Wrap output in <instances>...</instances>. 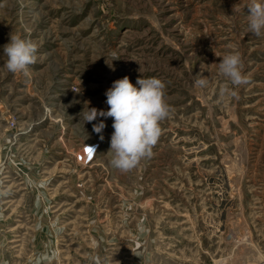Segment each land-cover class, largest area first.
I'll return each instance as SVG.
<instances>
[{
    "label": "rangeland",
    "instance_id": "obj_1",
    "mask_svg": "<svg viewBox=\"0 0 264 264\" xmlns=\"http://www.w3.org/2000/svg\"><path fill=\"white\" fill-rule=\"evenodd\" d=\"M251 2L0 0V264H264V32L249 30ZM10 35L37 47L27 74L6 68ZM232 52L246 85L219 71ZM125 76L161 79L171 110L151 157L122 172L113 119L101 141L82 112L106 111Z\"/></svg>",
    "mask_w": 264,
    "mask_h": 264
},
{
    "label": "clouds",
    "instance_id": "obj_2",
    "mask_svg": "<svg viewBox=\"0 0 264 264\" xmlns=\"http://www.w3.org/2000/svg\"><path fill=\"white\" fill-rule=\"evenodd\" d=\"M248 9L249 30L253 35L260 36L264 32V5L252 0ZM3 52L7 57L6 68L12 73L27 74L29 66L37 59L36 45L20 35H10V41L4 45ZM219 71L233 85L249 83L242 73V58L238 52L223 56ZM193 83L196 87L203 88L207 79L199 74ZM136 84L138 87L133 85L128 76L114 81L105 92V102L108 105L106 111L87 106V110L82 112L84 123L98 120L92 127L101 141L106 127L104 120L113 119L114 132L108 153L112 154L111 165L122 172L132 170L142 159L151 157L152 148L162 134L161 122L169 116L171 110L164 99L165 84L161 79L142 77L137 79ZM91 148L96 152L95 146Z\"/></svg>",
    "mask_w": 264,
    "mask_h": 264
}]
</instances>
